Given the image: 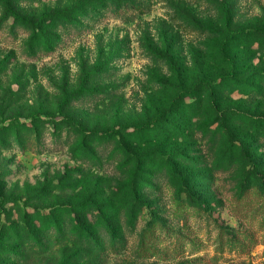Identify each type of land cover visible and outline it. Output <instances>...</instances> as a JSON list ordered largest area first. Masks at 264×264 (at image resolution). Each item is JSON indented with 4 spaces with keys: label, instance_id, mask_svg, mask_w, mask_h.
<instances>
[{
    "label": "rangeland",
    "instance_id": "rangeland-1",
    "mask_svg": "<svg viewBox=\"0 0 264 264\" xmlns=\"http://www.w3.org/2000/svg\"><path fill=\"white\" fill-rule=\"evenodd\" d=\"M0 264H264V0H0Z\"/></svg>",
    "mask_w": 264,
    "mask_h": 264
},
{
    "label": "trees",
    "instance_id": "trees-1",
    "mask_svg": "<svg viewBox=\"0 0 264 264\" xmlns=\"http://www.w3.org/2000/svg\"><path fill=\"white\" fill-rule=\"evenodd\" d=\"M217 4H219V6L221 7V13L223 15L225 24L230 25V23L232 22L231 11H227L226 5L224 3H221L220 1H217Z\"/></svg>",
    "mask_w": 264,
    "mask_h": 264
}]
</instances>
